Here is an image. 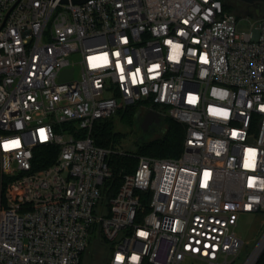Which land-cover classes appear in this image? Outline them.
I'll use <instances>...</instances> for the list:
<instances>
[{
	"label": "built area",
	"instance_id": "obj_1",
	"mask_svg": "<svg viewBox=\"0 0 264 264\" xmlns=\"http://www.w3.org/2000/svg\"><path fill=\"white\" fill-rule=\"evenodd\" d=\"M238 27L223 0H0V264H83L91 241L107 264L237 257L240 216L264 213V18ZM137 104L183 152L139 156L111 197L124 150L93 129Z\"/></svg>",
	"mask_w": 264,
	"mask_h": 264
},
{
	"label": "trees",
	"instance_id": "obj_2",
	"mask_svg": "<svg viewBox=\"0 0 264 264\" xmlns=\"http://www.w3.org/2000/svg\"><path fill=\"white\" fill-rule=\"evenodd\" d=\"M225 11L235 15L238 19L251 17L255 20L263 19L260 17L257 4H249L240 0H223ZM247 9L242 14L235 13L239 9ZM254 9V10H253ZM234 12V13H233ZM259 16V17H258ZM140 104L127 106L118 112L119 122L131 131H137L140 123L139 108ZM154 109L157 110V107ZM113 117L99 121L92 133V137L97 146L105 149L119 150L122 140L126 139L128 133L123 134L116 130L117 124ZM185 140V127L170 117H163V121L157 125L156 130L148 138H142L138 141V148L133 150H124L125 155L111 154L108 157V164L112 170L113 177L106 183L109 188L110 196L113 197L118 192L123 183L125 174L132 173L138 166L139 156H152L156 158H178L183 152ZM119 152V151H118ZM55 153L49 150H39L36 153L34 164L48 166L54 161ZM264 215V213H263ZM94 244H98L94 242ZM84 262V260H83ZM84 264V263H83ZM256 264H264V252Z\"/></svg>",
	"mask_w": 264,
	"mask_h": 264
},
{
	"label": "rangeland",
	"instance_id": "obj_3",
	"mask_svg": "<svg viewBox=\"0 0 264 264\" xmlns=\"http://www.w3.org/2000/svg\"><path fill=\"white\" fill-rule=\"evenodd\" d=\"M256 8H259L260 17H264V4H256ZM247 9L236 10L235 13L242 14ZM254 10V9H253ZM234 13V12H233ZM259 17V16H258ZM256 24V20L251 17L240 18L239 19V32L249 34L252 33ZM79 56H74V61H78ZM80 68L76 66V76L79 75ZM140 120H142L146 114L145 109L147 106H138ZM122 110V109H121ZM142 117V118H141ZM116 124V130L122 132L123 134L128 133L126 139L122 140L121 146L118 147L119 150H133L135 151L138 148V141L143 137L148 138L150 134H145L137 128V131H131L128 127H124L119 122L118 113L113 116V119ZM67 136L66 138H69ZM238 237L243 241L244 245L241 249L240 254L237 257H230L228 262L229 264H247L251 256L258 249L261 243L264 241V215L261 214H243L240 216L237 226L234 229ZM168 247V242H164L161 251L159 253V260L164 261L166 258V250ZM264 252V251H263ZM107 251L104 247L99 244H94L91 241L87 251L83 255L84 264H107ZM260 258V257H259ZM257 263V262H256ZM255 263V264H256ZM182 264H206L204 262L187 259Z\"/></svg>",
	"mask_w": 264,
	"mask_h": 264
},
{
	"label": "water",
	"instance_id": "obj_4",
	"mask_svg": "<svg viewBox=\"0 0 264 264\" xmlns=\"http://www.w3.org/2000/svg\"><path fill=\"white\" fill-rule=\"evenodd\" d=\"M240 1L245 2V3H249V4L264 3V0H240ZM72 73H73L72 70L65 71L62 75V80L65 78H71ZM162 121H163V116L160 113L153 111V110H150V111H148V113L144 117L143 122L137 127L143 133H146L153 124L159 125ZM263 251H264V247L261 250V252L259 253V256L257 257V259L255 260V262L253 264H255L258 261L259 257L262 255Z\"/></svg>",
	"mask_w": 264,
	"mask_h": 264
},
{
	"label": "bare ground",
	"instance_id": "obj_5",
	"mask_svg": "<svg viewBox=\"0 0 264 264\" xmlns=\"http://www.w3.org/2000/svg\"><path fill=\"white\" fill-rule=\"evenodd\" d=\"M264 247V241L261 243V245L258 247V249L254 252V254L251 256L247 264H253L257 257L259 256V253Z\"/></svg>",
	"mask_w": 264,
	"mask_h": 264
},
{
	"label": "flooded vegetation",
	"instance_id": "obj_6",
	"mask_svg": "<svg viewBox=\"0 0 264 264\" xmlns=\"http://www.w3.org/2000/svg\"><path fill=\"white\" fill-rule=\"evenodd\" d=\"M147 113H148V111H146V114H147ZM146 114H145V116H146ZM145 116H144V117H145ZM141 118H142V117H141ZM143 119H144V118H143ZM143 119L140 120L139 125L143 122ZM156 127H157V125L153 124L145 134H148V133L154 132V131L156 130ZM143 138H144V137H143Z\"/></svg>",
	"mask_w": 264,
	"mask_h": 264
},
{
	"label": "snow or ice",
	"instance_id": "obj_7",
	"mask_svg": "<svg viewBox=\"0 0 264 264\" xmlns=\"http://www.w3.org/2000/svg\"><path fill=\"white\" fill-rule=\"evenodd\" d=\"M142 235H143V233H142Z\"/></svg>",
	"mask_w": 264,
	"mask_h": 264
}]
</instances>
